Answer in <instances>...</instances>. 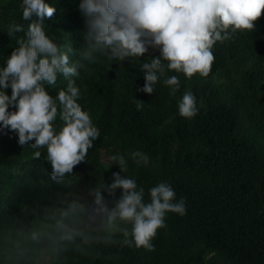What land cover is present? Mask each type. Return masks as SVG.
Segmentation results:
<instances>
[{
  "label": "trees",
  "instance_id": "1",
  "mask_svg": "<svg viewBox=\"0 0 264 264\" xmlns=\"http://www.w3.org/2000/svg\"><path fill=\"white\" fill-rule=\"evenodd\" d=\"M45 2L56 9L43 22L45 33L79 72L68 78L58 74L46 91L55 98L74 80L77 103L100 136L72 174L53 180L47 148H33L34 141L20 145L16 132L0 127V264H264V13L254 29H229L230 39L214 44L207 77L196 73L189 79L162 60L165 76L149 95L137 89L145 84L142 64L161 58L158 48L109 61L89 47L81 0ZM21 4L0 0V68L32 22L22 19ZM16 24L24 32L9 36ZM173 75L180 81L175 94L163 83ZM6 91L11 96V88ZM188 91L199 109L191 119L178 112ZM135 99L144 102L141 110ZM61 125L57 116V131ZM135 151L145 153L149 163L137 164L131 156ZM117 154L127 163L121 176L144 189L145 203L161 182L175 191L174 202L185 200V215L166 213V226L151 241L153 251L124 245L106 217L63 218L88 240H62L56 227L71 203L91 207V191L112 183L120 168L110 157Z\"/></svg>",
  "mask_w": 264,
  "mask_h": 264
},
{
  "label": "clouds",
  "instance_id": "2",
  "mask_svg": "<svg viewBox=\"0 0 264 264\" xmlns=\"http://www.w3.org/2000/svg\"><path fill=\"white\" fill-rule=\"evenodd\" d=\"M21 8L22 19L32 22L25 37L17 39L18 47L12 50L6 65L0 68V127L16 132L20 145L34 141L33 148L46 147L51 177L60 180L85 161L100 133L77 103L80 90L74 80L69 79L66 89L59 90L55 98L46 91V85H55L58 74L65 78L79 76L67 52L45 33L43 22L51 19L56 9L45 0H22ZM80 9L88 18L89 47L109 61L142 57L149 48L160 50L161 58L153 57L142 64L145 84L137 89L152 95L154 85L165 76L162 60L168 62L169 70L182 72L189 79L196 73L207 77L215 59L214 44L230 39L229 29L232 33L254 29V22L264 13V0H81ZM19 32L24 28L16 24L10 27L9 36ZM163 83L172 94L180 89L175 75ZM134 102L137 110L143 108V101ZM10 107L15 110L9 111ZM198 111L196 97L191 91L185 92L178 104L179 115L191 119ZM57 116L62 122L59 131L54 127ZM40 155L39 151L35 153L36 158ZM131 156L137 164L149 163L141 151ZM110 159L119 165L120 172L113 173L111 184L91 191V207L73 202L61 213L62 219L56 223L62 231L61 239L88 240L83 231L63 219L88 213L106 217L109 225H116L124 245L153 251L151 241L157 230L166 226V213L185 215V200L174 202L175 191L161 182L149 190L150 202L145 203L144 189H138L134 179L120 174L127 171L125 157L117 154ZM118 189L122 191L117 198ZM32 239L39 240V235L33 233Z\"/></svg>",
  "mask_w": 264,
  "mask_h": 264
}]
</instances>
